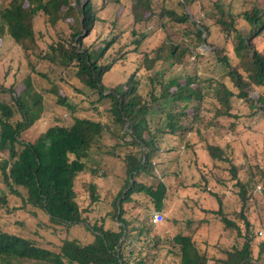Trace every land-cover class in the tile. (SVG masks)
<instances>
[{"label": "trees", "instance_id": "trees-1", "mask_svg": "<svg viewBox=\"0 0 264 264\" xmlns=\"http://www.w3.org/2000/svg\"><path fill=\"white\" fill-rule=\"evenodd\" d=\"M124 1L126 0H7L0 8V39L8 36L20 44L27 52L31 74L36 72L44 79L41 91L43 94L35 90L32 75L22 81L24 87L21 91H17L15 84L9 88L0 85V152L8 153L7 157H0V176L14 194L21 193L15 187L25 191L20 208L25 209L30 205L42 209L51 221L71 227L85 223L93 205L109 196H102L101 188L96 182L100 176L107 174V170L98 166L100 163L91 169L92 179L88 186L84 184L86 187L82 193L88 197L87 207H81L82 193H78L76 189L78 175L90 169L94 146L103 137L104 130H109L102 121L75 115L71 124H54L35 141L22 139V132L32 127L41 117L44 109L43 96H55L60 105L75 109V103L71 105L66 95L62 96L58 92L59 87L49 77L50 73L56 74L60 70L64 74L71 70L73 80L80 84L76 88L80 90L81 86H86L97 90L99 101L109 99L111 108L108 112L112 123L119 125L120 136L126 139L130 148L122 159L125 185L116 199H110V206H114L113 216L122 224L116 229H105V218L102 217L101 222L91 226L94 232L92 240L83 243L77 238L65 237L59 250L41 246L20 234L0 230V264H118L120 260L125 264H156L159 251L164 249H167L168 254L179 258L172 264H261V261L264 264V231L260 233L264 230V225L256 231L261 241L255 244V251L254 221L246 211L259 183H262L264 198V165L258 171L259 167L253 161L256 160V155H247L245 163L248 171L244 179L241 174L245 163L236 164L231 161L223 145L210 138L216 132L221 133L220 137L225 138L228 134L232 136L231 139L236 140L240 122L247 121L250 129L264 124V52L256 49L253 44V39L264 31V8L254 7L242 14L241 18L250 24L249 33L243 34L237 29L236 16L227 13L222 5L217 4L220 16L215 18V26L228 37L221 44L206 39L204 34L210 35V29L201 19L198 21L201 24L199 26L193 19L195 14L187 10L196 0L177 1L178 6L184 8L181 13L171 7L162 13L169 17L168 20L173 25L184 26V36L191 37L194 34L199 42L205 41L210 47H214L213 57L225 70L223 78L211 77L218 84L214 97L217 105L213 109H205L206 93L195 74L176 77L175 73L168 81L163 75L157 76L150 100L136 95L137 82L133 80V76L114 87H107L103 83L105 74L114 65V61L107 63L103 60L106 52L118 39L98 37L102 45H85L86 38L97 24L106 22L97 16L96 3L103 5L114 2L123 6L131 11L137 24L146 19V11L152 10L151 0H131L129 6ZM64 21L70 23L71 32L68 34L64 33L60 24ZM153 32L149 36L141 34L135 40L137 47L134 50H137L143 40L151 42L159 30ZM159 34L161 37L157 42H151L146 45L145 51H141L148 60L145 68L152 71L158 62H168L171 68L183 65L187 55L193 53L190 45L179 48L171 34L166 31ZM161 38L166 41H161ZM144 45L145 43L141 48ZM146 54L151 55L148 58ZM34 58L40 61H34ZM37 62H44L47 70L38 71L36 68L40 65ZM167 72L169 71L165 73ZM251 87L259 91L257 100L250 95L248 89ZM156 89H159L158 93ZM6 92L10 93V101L2 97ZM239 106L242 113L236 109ZM17 113H20V119H16ZM157 113L162 114L160 122L154 116ZM225 119L228 120L223 122ZM111 134L116 135L115 132ZM169 134L179 137L184 150L190 148L193 142H206V162L199 164L204 169L196 165L199 179L191 186L201 187V194H209L212 203L217 202V206L211 204L209 207H201L205 216L203 219L196 220L189 216L180 221L174 219V224L183 226L182 230L172 236L160 237L151 233L154 226L151 215L148 223L134 224L128 219L124 204L135 201L133 195L143 192L150 197L155 209L163 212L167 185L162 179L156 185L146 182L157 178V170L167 171L180 159V155H172L170 159L162 157L164 152H176L171 148H163ZM112 155L120 158V155ZM226 172L231 174V181L221 179V174L226 175ZM141 176L147 178L145 183L140 181ZM227 187H236L241 201V208L234 218L224 208L227 195L223 188ZM7 202V196L1 190V206L7 205ZM107 215L111 216V211ZM132 220L135 221V218ZM204 223L222 227L226 241L231 239L227 238L230 237L228 230L234 234L237 243L228 249L219 246L223 257L209 256L207 240L204 250L200 249L196 234H199V226ZM210 232L208 230L207 233L212 236ZM217 235L222 238L220 232Z\"/></svg>", "mask_w": 264, "mask_h": 264}, {"label": "rangeland", "instance_id": "rangeland-1", "mask_svg": "<svg viewBox=\"0 0 264 264\" xmlns=\"http://www.w3.org/2000/svg\"><path fill=\"white\" fill-rule=\"evenodd\" d=\"M179 0H151L152 10L146 11L145 20L137 24L134 21L133 14L130 10L124 9L123 6L116 4L114 2H107L102 4L96 3L95 9L97 16L106 22H100L97 24L95 30L91 35L86 38L85 45L96 44L102 45L101 38L107 37H117V42H115L111 48L106 52L105 59L103 62L110 63L114 61L112 69L105 74L103 78V83L107 87H114L120 83H125L130 76H133V80L137 86V94L139 97L151 99L152 87L155 83V78L161 77L165 80H170L183 74H195L197 81L201 83L204 87L206 93L205 97V109H213L217 105L215 101V92L218 89V84L214 79L223 78L225 70L218 64L216 58L213 57L214 47H210L209 44L205 41L197 40L194 38L195 35L192 34L191 37L184 36L182 33L183 25L178 24L177 26L170 23L168 16L165 17V9L171 7L174 8L178 13L183 12L184 8L179 7L177 4ZM7 0H0V8L6 4ZM125 5L129 6L131 0L124 1ZM123 2V3H124ZM217 4L222 5L227 13H233L236 16V26L239 31L243 34H247L250 31V24L246 20L242 19V14L251 10L254 7L264 8V0H196L195 3L191 5L190 9H187L189 12L195 14L193 19L197 21V24L201 26L198 21L201 19L205 26L210 29V35L208 33L204 34V37L210 42L221 44L225 42L226 37L224 32L221 29L217 28L215 25V18L220 16L219 9ZM148 15V18H147ZM62 29L65 30L64 33L68 34L71 32L70 23L67 21L60 22ZM40 27V25H37ZM134 30L135 33H134ZM159 30V33L166 31L168 34L176 40V45L179 48L185 47L189 44L193 53L187 55V58L184 59L185 63L183 65H177L175 68H171L168 62H158L152 71H149L145 68V63L147 58L145 54H142L141 51H145L146 45H149L151 42L155 43L161 37L159 33L156 34V37L149 43L148 39L141 41L140 46L137 50H134L137 45L135 40L140 38L141 34H147L148 36L154 33L153 31ZM161 31V32H160ZM226 37V38H225ZM164 39L161 38V41ZM166 41V40H164ZM179 41V42H178ZM145 45L142 47V44ZM168 43V42H167ZM253 44H255L256 49L264 52V31L260 36H257L253 39ZM228 47L231 48V45L228 44ZM150 51V50H147ZM151 54H146L149 58ZM233 55V54H230ZM34 61H40L38 58H34ZM37 62V63H38ZM39 64V63H38ZM36 68L38 71H46L44 62L39 64ZM166 71H169L165 73ZM60 70L56 73H50L49 77L58 85V92L68 98L67 101L75 103V109L70 108L66 105H60L55 96L42 97V103L44 106L41 117L36 120L32 127L22 132V139L25 141H35L38 136H40L44 131L54 125H69L71 124L75 115L78 116H88L93 119H98L102 121L106 126L109 127V130L105 129L103 137L98 140L94 146L91 155L90 169L101 167L103 163V157L99 159L100 155H106L109 159L108 165L112 169V177L108 178V174L105 176H100L97 179L98 187L103 189L102 196H109L106 199H101L100 203L93 205V208L90 209L87 216V221L85 223L75 224L71 227L66 225L57 224L51 221L48 215L42 210L36 207H31L28 205L25 209L20 208L22 204V198L24 195V190L22 188L15 187L19 189L21 193L14 194L11 192L10 188L6 186L5 182L0 176V196L1 190L7 196V205L0 204V230L7 231L10 233L20 234L21 236L41 245L51 249L59 250L62 244V241L65 237L68 238H77L81 242L86 243L93 239L94 232L93 227L95 223L101 222V218H105V229L106 227L116 229L122 223L114 218V206H110L112 202L111 198L117 196V191L125 185V166L122 159L130 151L129 146H127L126 139H122L120 136L121 131L119 125H114L108 110L111 108L110 100L103 99L99 101V94L97 90H93L86 86H81L80 90L79 83L76 80H73V72L67 71L62 74ZM32 75L33 85L35 90L43 94L42 88L44 87L42 83V77H40L36 72L31 74V68L28 64V55L26 50L23 47L14 42L10 37L6 36L0 39V85L3 88H9L13 84L17 88V91L23 90L22 81ZM64 77V78H61ZM65 79V80H63ZM68 81V82H65ZM46 83V82H45ZM158 87V86H157ZM251 97L258 98L259 91L253 87L249 88ZM159 92V89L157 90ZM3 99L10 101L11 96L9 92H6L2 95ZM243 106V104H240ZM241 106H239L237 111L242 113ZM245 107V105H244ZM247 110V108H246ZM209 113V112H208ZM16 119H20V113L16 114ZM155 118L161 120L162 114H154ZM225 119L223 122H226ZM242 120V119H241ZM157 121V120H156ZM226 125L225 123H223ZM250 124L245 121L244 123L240 122L238 129L240 130L236 140L231 139L232 136L227 134V137H220V134L214 132L210 135V138L215 141L220 142L223 147L226 149V155H229L231 161L236 164H243L246 161L247 155H256V160L253 159L255 164L259 167L257 170L260 171L261 165H264V124L254 126V129H250ZM111 130V131H110ZM115 132L116 135L111 134ZM177 136L168 135L166 141V146L163 145V148H171L176 152L170 154V152H164L166 158H169L167 155H180L179 161L176 162V165L171 166L164 170H157V178L155 180H149L148 184L152 183L156 185L159 181L166 183L168 186L166 206L163 213H165V221L160 225H154L151 228L152 234H158L160 237L172 236L178 231L182 230V227L174 224V219L180 221L190 217L192 219H203L201 207L211 206V196L207 193L201 194V187L191 186L193 183L197 182L199 179L198 171L196 170V165L202 164L204 161L205 155H207L205 148V141H199L190 148L184 150V146L180 143V140ZM172 139V140H170ZM181 144V145H179ZM111 154V155H110ZM120 155V158L112 155ZM7 152H0V157H7ZM114 156V157H113ZM197 162V163H196ZM206 162V161H204ZM224 166V164H222ZM204 169V167H201ZM227 167H225L226 169ZM87 169L85 172H82L78 175L76 180V189L78 193H82L86 185L92 179V171ZM242 177L245 179L247 177L248 166L246 163L242 167ZM163 172L166 174L163 175ZM222 172V170H219ZM230 175L221 174V179L230 180ZM165 176V178H164ZM140 181L145 183L147 178L139 177ZM165 181H164V179ZM231 181V180H230ZM86 184V185H84ZM231 185V183H229ZM261 186V190H258V187ZM218 188V187H217ZM225 188V187H224ZM225 194L227 195L224 208L226 212L231 215L232 218L235 217V213L241 208V201L237 196L238 189L227 187ZM200 198L198 199V197ZM83 200H81V207H87L88 197L86 194H81ZM133 199L130 203H125V209L128 214V219L134 224L140 222L148 223V218L150 215L156 211L154 203L150 197L143 193L139 192L133 195ZM114 199V200H115ZM198 199V200H197ZM107 201V202H106ZM111 202V203H110ZM107 203V206H106ZM214 206H217V202H214ZM111 211V216L107 215V210ZM246 211L252 221H254L253 233L255 236V243L253 247L257 251L255 244L261 241V239L256 234V231L262 229L264 225V198L262 195V183L256 185L254 189V195L249 200L247 204ZM108 212V213H109ZM113 216V217H112ZM135 218V221L132 220ZM93 227L91 228V226ZM199 234H196V238L199 242L200 249L204 250L206 246L205 241L207 240L209 246L207 251L210 257H223V254L219 246L230 248L232 244L237 243L236 239L233 237L234 234L228 230L230 237H227L229 241L224 238V232H222L220 226L211 224L208 225L204 223L199 226ZM208 230L211 231L208 235ZM220 232L222 238H219L217 233ZM232 233V235L230 234ZM220 239V240H219ZM167 249L160 250L159 255L155 261L156 264L162 262L166 263H176L179 260L177 256L168 254ZM211 264V263H210ZM257 264H259L257 262ZM263 264V261H261Z\"/></svg>", "mask_w": 264, "mask_h": 264}, {"label": "crops", "instance_id": "crops-1", "mask_svg": "<svg viewBox=\"0 0 264 264\" xmlns=\"http://www.w3.org/2000/svg\"><path fill=\"white\" fill-rule=\"evenodd\" d=\"M167 156L169 157V158H167V159H170V158H171L170 155H167ZM92 157H93V155H92ZM92 157H91V158H92ZM102 157H103V163L101 164V167H102V169L107 170L108 178H109V177L111 178L113 172H112V169L109 168L110 164H109V165L107 164V163L109 162V159H107L106 155H100L99 159H101ZM162 157L166 158L165 155H162ZM163 166H165V164H164ZM90 170H91V169H90ZM164 178H165V176H164ZM164 178H163V179H164ZM164 181H165V179H164ZM165 184H166V183H165ZM167 187H168V186H167ZM121 190H122V187L117 191V195H118V193H119ZM100 192L103 193V189H101ZM106 206H107V203H106ZM109 207H110V205H109ZM108 212H109V208H108V210H107V214H108Z\"/></svg>", "mask_w": 264, "mask_h": 264}, {"label": "built area", "instance_id": "built-area-1", "mask_svg": "<svg viewBox=\"0 0 264 264\" xmlns=\"http://www.w3.org/2000/svg\"><path fill=\"white\" fill-rule=\"evenodd\" d=\"M258 190H261V186L258 187ZM165 221V214L161 211H154L151 214V223L152 225H160ZM264 230H261L260 233H262ZM118 264H125L121 260L119 261ZM134 264V263H132Z\"/></svg>", "mask_w": 264, "mask_h": 264}, {"label": "water", "instance_id": "water-1", "mask_svg": "<svg viewBox=\"0 0 264 264\" xmlns=\"http://www.w3.org/2000/svg\"><path fill=\"white\" fill-rule=\"evenodd\" d=\"M256 98V97H255ZM256 100H257V98H256Z\"/></svg>", "mask_w": 264, "mask_h": 264}]
</instances>
